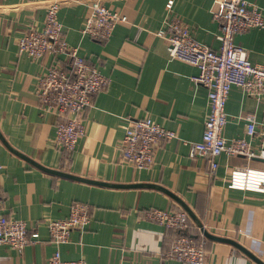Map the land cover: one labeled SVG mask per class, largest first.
Masks as SVG:
<instances>
[{
  "label": "crops",
  "instance_id": "obj_1",
  "mask_svg": "<svg viewBox=\"0 0 264 264\" xmlns=\"http://www.w3.org/2000/svg\"><path fill=\"white\" fill-rule=\"evenodd\" d=\"M49 1L0 0V191L6 215L40 234L22 250L0 244V264H48L57 249L64 259L87 264H181L166 256L177 232L146 217L152 207L185 210L187 233L201 240L203 227L253 254L206 236L208 264H264V191L230 187L234 169H261L264 160L223 153L209 175L210 160L191 156L192 144L205 131L209 90L193 80L198 68L174 58L170 43L157 33L179 17L196 40L218 49L220 24L213 13L219 0H174L171 9L169 0H103L128 17L107 40L82 32L89 0H59L64 38L110 77L82 113L86 131L71 151L56 143L62 120L57 109L47 108L37 94L38 77L49 67L69 69L66 55L34 59L19 48L25 31L44 27ZM248 1L264 10V0ZM235 42L264 67V28L239 33ZM226 112L228 139L246 135L251 112L264 131V97L234 86ZM142 117L176 136L159 143L152 166L139 169L123 160L121 139ZM263 137L250 139L255 150ZM75 202L90 206V223L57 244L48 221L67 217Z\"/></svg>",
  "mask_w": 264,
  "mask_h": 264
},
{
  "label": "built area",
  "instance_id": "obj_2",
  "mask_svg": "<svg viewBox=\"0 0 264 264\" xmlns=\"http://www.w3.org/2000/svg\"><path fill=\"white\" fill-rule=\"evenodd\" d=\"M174 0L167 7L172 8ZM90 12L85 19L82 32L99 40L109 39L118 23L128 21V17L105 5L103 0H89ZM59 0H50L44 27L29 29L19 39L21 52L38 59L47 53L65 54L69 69L53 65L39 75L37 94L47 108L57 109L62 120L59 122L56 143L66 150H73L81 135L86 131L82 113L92 104L93 96L106 88L110 77L88 63L78 53V47L70 45L63 35V25L59 21ZM219 21L220 46L213 49L196 40L189 27L179 18L168 21L157 33L171 46V55L189 63L199 72L193 80L209 90V112L205 121V131L200 141L192 144L191 156H204L210 160L209 175L218 167L217 157L223 153L230 156L243 155L249 159L260 157L264 160V137L260 149L252 147L250 139L258 133L256 113H248L246 135L228 139L224 135L228 123L226 105L231 89L237 86L243 91L261 99L264 97V67L253 63L248 50L235 42V35L251 28H264V10L248 0H219L214 11ZM131 130L121 139L123 160L137 168L152 166L155 151L164 139L176 136V132L166 129L151 117L134 120ZM230 187L264 191V168L241 167L232 171ZM146 217L164 224L177 234L170 242L166 256L181 264H208L205 235L197 239L186 232L190 215L185 210H164L149 208ZM90 206L75 202L70 214L64 218L50 219L48 227L57 244L68 242L74 229L84 230L90 223ZM40 234L30 231L23 219L12 218L5 213V197L0 191V244L22 250L37 242ZM48 264H87L82 258L64 259L57 249Z\"/></svg>",
  "mask_w": 264,
  "mask_h": 264
},
{
  "label": "water",
  "instance_id": "obj_3",
  "mask_svg": "<svg viewBox=\"0 0 264 264\" xmlns=\"http://www.w3.org/2000/svg\"><path fill=\"white\" fill-rule=\"evenodd\" d=\"M202 227V226H201ZM203 233L205 236L215 239L217 241H222V242H227L232 244L234 247H238L240 249H242L243 251H245L248 255L253 256V254L248 251L245 247H243L240 243H238L237 241H235L234 239L230 238V237H225V236H220V235H215L210 233L209 231H207L206 229H204L202 227Z\"/></svg>",
  "mask_w": 264,
  "mask_h": 264
}]
</instances>
